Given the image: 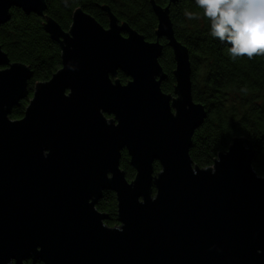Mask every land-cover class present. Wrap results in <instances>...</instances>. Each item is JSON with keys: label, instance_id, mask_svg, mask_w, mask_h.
<instances>
[{"label": "water", "instance_id": "obj_1", "mask_svg": "<svg viewBox=\"0 0 264 264\" xmlns=\"http://www.w3.org/2000/svg\"><path fill=\"white\" fill-rule=\"evenodd\" d=\"M179 1H152L155 41L108 5L109 27L82 8L69 30L46 17L62 67L36 84L17 120L33 71L0 46V264H264V176L251 141L234 138L206 168L190 155L208 110L194 100L190 51L171 19ZM12 7L43 15L47 3L0 0V24ZM162 38L177 98L161 87ZM105 191L116 194L117 226L97 209Z\"/></svg>", "mask_w": 264, "mask_h": 264}, {"label": "trees", "instance_id": "obj_2", "mask_svg": "<svg viewBox=\"0 0 264 264\" xmlns=\"http://www.w3.org/2000/svg\"><path fill=\"white\" fill-rule=\"evenodd\" d=\"M152 1L163 6L169 3V0H46L43 15L27 14L21 8L12 7L10 20L0 24V46L12 63L30 66L33 77L28 83L29 97L13 107L10 118L21 119L36 84L51 79L62 67V48L45 30L46 17L55 19L64 30H69L75 10L82 8L109 27V18L102 9L103 5H108L120 22H128L148 41H155L158 20ZM186 10L200 18L187 20L184 16ZM171 19L177 38L190 51L194 100L205 104L208 110L190 149L194 165L200 168L213 166L219 154L230 148L234 138L245 137L251 141L256 153L254 168L264 176V55L233 60L227 52L229 46L209 35V22L197 8L195 0H180L171 5ZM161 42L165 48L160 63L166 73L161 87L166 94H174L175 57L167 40L162 38ZM114 79L122 83L129 80L122 71ZM232 96L235 103H230ZM121 167L128 179L133 180L136 172L126 150L122 153ZM160 171V164L155 162V173ZM97 209L108 215L105 220L108 226L119 225L114 192L105 191ZM24 264L45 263L30 259Z\"/></svg>", "mask_w": 264, "mask_h": 264}, {"label": "clouds", "instance_id": "obj_3", "mask_svg": "<svg viewBox=\"0 0 264 264\" xmlns=\"http://www.w3.org/2000/svg\"><path fill=\"white\" fill-rule=\"evenodd\" d=\"M209 22V35L228 45L233 59L264 55V0H195ZM187 20L200 16L186 10Z\"/></svg>", "mask_w": 264, "mask_h": 264}, {"label": "rangeland", "instance_id": "obj_4", "mask_svg": "<svg viewBox=\"0 0 264 264\" xmlns=\"http://www.w3.org/2000/svg\"><path fill=\"white\" fill-rule=\"evenodd\" d=\"M175 98H177L178 96L176 94H172ZM236 99H234V96H232L230 98V103H235Z\"/></svg>", "mask_w": 264, "mask_h": 264}]
</instances>
